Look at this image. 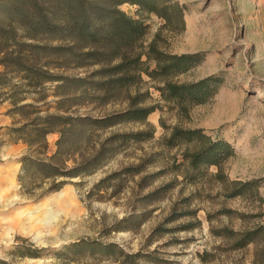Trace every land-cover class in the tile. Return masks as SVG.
I'll return each mask as SVG.
<instances>
[{"label": "rangeland", "instance_id": "1", "mask_svg": "<svg viewBox=\"0 0 264 264\" xmlns=\"http://www.w3.org/2000/svg\"><path fill=\"white\" fill-rule=\"evenodd\" d=\"M177 1L185 7V31H161L162 19L144 16L149 31L143 46L161 31L160 47L166 52L200 54L199 66L174 81L192 83L215 75L223 80L218 94L184 115L165 102L154 87L158 84L144 75L140 89L150 92L148 104L157 107L147 121L154 128L153 139L117 151L95 173L67 179L57 191H49L50 180L30 176L24 185L20 177L26 176L22 158L48 160L57 151L59 134L48 135L44 148L45 143L34 135L29 145L22 133L13 132L56 113L55 84L47 83L39 94L22 87L23 75L6 73L0 64V76L5 72V80L10 81L0 89V264L264 263V238L235 249V239L219 235L222 230L240 233L264 228V0ZM121 8L135 14L133 6ZM46 70L74 77L88 73L79 68ZM19 99L18 106L33 104L37 109L16 110L14 101ZM125 106L91 105L77 112L98 117ZM175 127L202 129L212 139H224L234 147L235 155L222 167L223 180L215 177L219 172L215 166L197 183L185 179L189 170L175 166L183 163L186 147L163 146ZM146 128L119 126L102 138ZM74 158L64 157L65 166L72 167ZM250 181L257 183L255 192L231 197L235 182ZM167 184H173L169 191L149 196ZM89 245L91 250L86 248ZM107 246L113 253L107 252Z\"/></svg>", "mask_w": 264, "mask_h": 264}, {"label": "trees", "instance_id": "2", "mask_svg": "<svg viewBox=\"0 0 264 264\" xmlns=\"http://www.w3.org/2000/svg\"><path fill=\"white\" fill-rule=\"evenodd\" d=\"M126 4L136 8L134 15L122 10ZM151 15L164 21L161 31H185V7L177 0H0V55H3L0 64L5 72L23 75L22 87L39 94L47 83L55 84L56 113H48L13 130L22 133L29 145L31 136L41 139L44 148L48 147V135L58 133L60 136L57 151L48 160L28 155L22 158L26 176H21L20 181L24 185L30 176L39 177L52 182L49 191H57L67 179L92 175L117 151L153 139L154 128L147 121L157 107L148 104L150 92L140 89L145 84L144 75L158 84L154 87L161 98L184 115L218 94L223 80L215 75L192 83L174 81L199 66L200 54L166 52L160 47L161 31L147 47L143 46L149 31L143 18ZM47 67L87 69L88 73L85 77L52 75ZM5 72L0 76V89L10 83L4 78ZM18 86L16 88H20ZM132 88L137 91L132 93ZM19 101H14L18 111L37 109L33 104L18 106ZM114 103L126 106L121 111L98 117L77 112L91 105L102 108ZM130 124L147 128L102 138L103 133ZM163 146L168 149L186 147L183 163L175 167L185 166L189 170L184 177L190 183L205 179L213 166L219 168L215 177L223 180L222 167L235 155L229 142L214 140L202 129L175 127L164 138ZM64 157H75L74 165L66 167ZM234 184L231 197L257 190L254 181ZM172 187L173 184H167L149 196L157 197ZM219 235L235 239V249H242L264 238V228L240 233L222 230ZM110 247L106 250L113 253ZM86 248L91 250L92 246Z\"/></svg>", "mask_w": 264, "mask_h": 264}, {"label": "bare ground", "instance_id": "3", "mask_svg": "<svg viewBox=\"0 0 264 264\" xmlns=\"http://www.w3.org/2000/svg\"><path fill=\"white\" fill-rule=\"evenodd\" d=\"M0 176H2L3 177V175H0ZM8 176V175H7ZM6 176V177H7ZM5 177V176H4ZM7 179V178H6ZM2 181H5V180H2ZM8 181V180H7ZM9 182V181H8ZM4 184H6V183H4ZM3 185V184H2ZM61 198H62V196H63V194L62 193H60V195H59Z\"/></svg>", "mask_w": 264, "mask_h": 264}]
</instances>
